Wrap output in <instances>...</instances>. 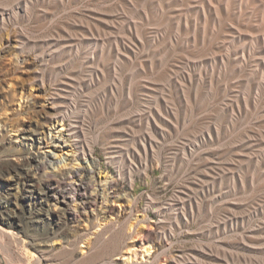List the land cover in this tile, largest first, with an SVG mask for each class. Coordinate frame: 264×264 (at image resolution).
Returning <instances> with one entry per match:
<instances>
[{
	"label": "rangeland",
	"instance_id": "rangeland-1",
	"mask_svg": "<svg viewBox=\"0 0 264 264\" xmlns=\"http://www.w3.org/2000/svg\"><path fill=\"white\" fill-rule=\"evenodd\" d=\"M1 162L0 264H264V0H0Z\"/></svg>",
	"mask_w": 264,
	"mask_h": 264
},
{
	"label": "bare ground",
	"instance_id": "bare-ground-1",
	"mask_svg": "<svg viewBox=\"0 0 264 264\" xmlns=\"http://www.w3.org/2000/svg\"><path fill=\"white\" fill-rule=\"evenodd\" d=\"M12 119H10L11 121ZM55 123V122H54ZM39 134V133H34ZM72 136L77 137L78 135L75 133V130L72 132ZM38 139L32 144L40 143ZM38 155L35 153L32 156V160L24 159V161L21 163L20 166H14V169L18 171V174L21 176L29 177L32 175L31 171H28L31 167H35V171H45L48 167L38 161ZM28 167V168H27ZM11 168L8 164L1 162L0 163V170L1 171H9ZM24 170V171H23ZM90 169L86 168L84 170L80 169H72L69 170L67 173L62 174H55V179L57 180V184L54 185L51 182H48L47 185H44L42 187L36 188L32 182H29V179L27 181V188H26V197L29 198H49L52 197L58 201L65 202V198L67 197L68 193H74L75 195L79 196V199L81 200V204L84 208L94 207L95 209L99 204L103 206V209L106 213H113L115 210L117 212H121V209L118 207H115L111 203V198L113 197L112 201L119 203V205H123V202L125 201V196L116 195L114 194L111 189L114 185V179H103L100 183L101 187L103 188V196L93 193H89V188L93 187V182L91 180V177L89 176ZM96 190V188H94ZM125 212H127V208L125 209ZM113 223H121V217L118 215L116 216V219L113 220ZM101 225V223L95 224V226ZM129 228H132V224H130ZM140 231H138L139 233ZM9 233V232H8ZM11 234V233H9ZM99 237V235L97 236ZM83 250V248H81ZM128 254L126 252H122L120 254L121 262H116L117 264H135L134 260L138 258V253L141 254L139 257L140 263L139 264H150V262L153 259V246L151 244L144 245L142 247V250L139 252L136 248L135 244H131L128 247ZM81 257H85V252L81 251ZM114 263V262H113Z\"/></svg>",
	"mask_w": 264,
	"mask_h": 264
}]
</instances>
